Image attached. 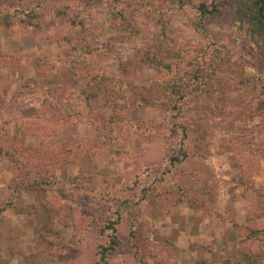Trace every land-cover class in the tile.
<instances>
[{"label":"rangeland","instance_id":"rangeland-1","mask_svg":"<svg viewBox=\"0 0 264 264\" xmlns=\"http://www.w3.org/2000/svg\"><path fill=\"white\" fill-rule=\"evenodd\" d=\"M201 1L0 0V264H264V27Z\"/></svg>","mask_w":264,"mask_h":264},{"label":"trees","instance_id":"trees-1","mask_svg":"<svg viewBox=\"0 0 264 264\" xmlns=\"http://www.w3.org/2000/svg\"><path fill=\"white\" fill-rule=\"evenodd\" d=\"M178 2H181L182 0H177ZM220 0H209V2L201 1L197 6V20L194 23V29L198 31L200 34H202L204 37L208 36L206 27H205V16L207 14H214V12H217L218 10V2ZM237 5L236 14L240 21H246V22H256L259 25V27H264V0H251V2H246L245 0H234ZM173 2V0H171ZM149 4V1H148ZM150 5V4H149ZM17 14L20 13L22 16V21L28 24H34L35 26H40L38 20L35 18L38 17L32 10H24V9H16ZM63 10V9H62ZM123 24L121 25V31L125 33L127 37L132 36L133 30L130 23H127V17L125 15H122ZM126 20V22H125ZM161 24H160V23ZM158 24L162 27V32L165 34V27L162 24V21H157ZM0 24H3L6 28H10L12 24V14L10 11H6L2 14H0ZM13 25V24H12ZM113 78V77H112ZM115 79V78H113ZM108 224L110 234L115 236L116 227L115 222L113 220L109 221ZM111 235V236H112ZM113 237V236H112ZM114 238V237H113ZM116 242L114 239L111 238L110 245L108 247H104L103 250L100 252L99 260L100 263L97 264H108L107 255L108 252L115 248Z\"/></svg>","mask_w":264,"mask_h":264}]
</instances>
